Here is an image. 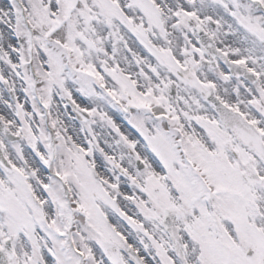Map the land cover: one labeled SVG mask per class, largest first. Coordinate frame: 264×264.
Segmentation results:
<instances>
[{"label": "snow or ice", "instance_id": "snow-or-ice-1", "mask_svg": "<svg viewBox=\"0 0 264 264\" xmlns=\"http://www.w3.org/2000/svg\"><path fill=\"white\" fill-rule=\"evenodd\" d=\"M0 264H264V0H0Z\"/></svg>", "mask_w": 264, "mask_h": 264}]
</instances>
